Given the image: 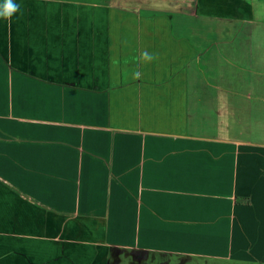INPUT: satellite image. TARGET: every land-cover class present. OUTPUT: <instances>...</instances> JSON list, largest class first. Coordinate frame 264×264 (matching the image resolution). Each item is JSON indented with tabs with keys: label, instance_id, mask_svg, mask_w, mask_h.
Returning <instances> with one entry per match:
<instances>
[{
	"label": "crops",
	"instance_id": "1",
	"mask_svg": "<svg viewBox=\"0 0 264 264\" xmlns=\"http://www.w3.org/2000/svg\"><path fill=\"white\" fill-rule=\"evenodd\" d=\"M228 1L11 0L18 10L0 16V264L227 250L264 262V78L251 67L247 86L207 84L220 76L217 48L185 23L198 12L256 23Z\"/></svg>",
	"mask_w": 264,
	"mask_h": 264
},
{
	"label": "rangeland",
	"instance_id": "2",
	"mask_svg": "<svg viewBox=\"0 0 264 264\" xmlns=\"http://www.w3.org/2000/svg\"><path fill=\"white\" fill-rule=\"evenodd\" d=\"M230 2L231 0L228 1V3ZM238 3L240 4V15L242 16V10H244V15L246 17L253 16L256 23H252V19L250 18H241L239 21L231 24L225 19L206 18L200 12H198L196 18H187L185 20L187 26L191 27L190 32L193 36L199 34L206 35L209 40V46L217 48V54L211 53L208 57L210 61H212V56L214 60L215 55L220 58L217 64L211 65V70H217L220 76L214 78L213 75L204 74L203 78L207 84L217 83L221 87L231 86V82L233 81L235 83H244L243 85L247 86L250 82H255L254 75L249 72V68L251 67L262 72V75H257V79L260 77L264 78V65L256 62L257 57H264V0H239ZM253 7L255 8V12H253ZM177 17L179 18V16ZM245 20L250 23L244 24ZM253 34L257 37L256 40L253 43H246V38ZM237 35H239V39L235 41L234 37ZM232 39H234V42H231ZM242 92L241 94L244 98L248 92L247 90H243ZM7 105V98L1 97L0 111L9 107ZM2 114L0 113V115ZM207 125L210 128L215 127V124L209 123ZM193 126L196 129L204 127L199 122H194ZM228 126L230 127V124ZM229 254L233 258L229 257ZM121 255V264H264L262 261H256L247 257L235 259L232 251L229 252L228 250L224 252V259L187 258L176 254H156L146 251H127L122 252Z\"/></svg>",
	"mask_w": 264,
	"mask_h": 264
},
{
	"label": "clouds",
	"instance_id": "3",
	"mask_svg": "<svg viewBox=\"0 0 264 264\" xmlns=\"http://www.w3.org/2000/svg\"><path fill=\"white\" fill-rule=\"evenodd\" d=\"M18 10V5H14L11 0H6L4 5V10L0 12V16H3L6 19H9L13 13Z\"/></svg>",
	"mask_w": 264,
	"mask_h": 264
}]
</instances>
